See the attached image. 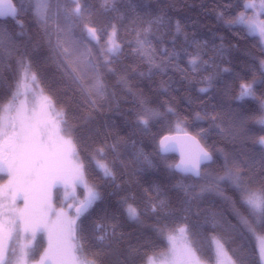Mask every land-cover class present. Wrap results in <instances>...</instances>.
I'll list each match as a JSON object with an SVG mask.
<instances>
[{
    "label": "snow or ice",
    "instance_id": "6c2138e0",
    "mask_svg": "<svg viewBox=\"0 0 264 264\" xmlns=\"http://www.w3.org/2000/svg\"><path fill=\"white\" fill-rule=\"evenodd\" d=\"M236 8L240 10L227 18L220 13L219 18L229 28L240 25L241 31L258 36V46L264 53V0H241ZM119 12V0H0V18H12L21 29L16 33L0 28V264H108L110 259L112 264H136L137 260L142 264H248L243 257L234 259L223 240L216 238L213 256L205 257L197 247L195 227L186 223L172 226L175 212L159 190H146L155 194L146 196L143 209L136 204L134 195H125L119 200L117 211L126 221L166 240L165 250L157 251L143 231L137 237V246L130 242L125 245V234L117 231L120 225L115 214L106 213V223H94L92 236L87 234L81 218H87L90 210L104 201L102 185L91 182L90 173L104 181V186L115 185L118 166L127 168L122 157L129 147L127 140L115 135L111 143L107 136L97 143L100 132L91 127L92 114L101 111L105 102L111 105L115 101L118 110L120 100L128 97L132 98L133 109L129 113L135 118L134 127L141 133H148L153 123H171L175 117V128L183 135L160 137L156 154L163 157L178 152L179 162L167 167L197 178L196 183L175 186L184 192V203L213 197L248 232H264V136L252 141L260 145L258 164L242 146L225 155L215 174L203 172L202 164L213 161V152L201 143L208 130L200 128L190 134L186 130L187 117L181 118L170 104L156 105L143 91L135 90L137 85L132 81L146 73L138 67L121 66L119 59L127 46L131 55L146 66L149 78L156 72L166 74L170 67L184 74L179 65L172 63L179 55L175 45L169 51L153 44V39L163 43L153 33V28L159 31L162 27L161 18L145 16L134 20L129 31L135 33V39L125 43L115 22L121 17L112 16ZM21 14L30 16L37 29L36 47L46 46L55 64L64 85L62 95L68 96L61 107H57L51 94H44L41 74L33 70L27 46L21 48L17 44L23 37ZM205 47L195 43L193 51L185 50L194 72L201 64L207 70L214 63L212 58L203 59L207 54ZM5 53L9 58L7 70L13 73L12 83L4 76ZM205 80L211 84L212 76ZM258 82L264 84V59L259 61L258 75L254 73L251 80L239 84L235 98L257 100L258 116L254 122L264 126V93L257 95ZM81 109L86 111L82 123L70 124L69 115ZM195 119H208L210 127L218 128L221 134L227 132L235 142L252 117L238 120L223 112L210 116L197 112ZM132 147L135 148L134 142ZM133 156L138 164L152 165L142 150ZM61 189L63 195L57 208L55 201ZM147 218L153 223L146 224ZM183 218L186 220L187 216ZM204 223L213 229L223 223L234 227L222 212L216 211H210ZM40 234L46 236L47 247L35 259L34 242ZM142 237L144 242L139 243ZM260 239L259 259L264 264V236ZM145 249H151L146 259Z\"/></svg>",
    "mask_w": 264,
    "mask_h": 264
},
{
    "label": "trees",
    "instance_id": "16d2710c",
    "mask_svg": "<svg viewBox=\"0 0 264 264\" xmlns=\"http://www.w3.org/2000/svg\"><path fill=\"white\" fill-rule=\"evenodd\" d=\"M15 2V0H14ZM90 3H98V0H89ZM241 0H119L120 12L113 13L112 16L121 17L115 22L119 26L121 41L125 43L135 39V33L129 30L133 28V21H138L140 17H157L162 20V27L159 31L153 28L155 37H161L163 43L153 44L158 48L173 49L179 53L172 61L179 65L183 70L177 71L169 68L166 74L156 72L149 78L147 68L139 60L131 55V49L125 46L119 59L121 66L138 67L146 75L136 78L132 83L137 85L135 90L143 91L145 96L155 101L156 105L164 104L173 106L180 114L181 118H188L187 131L195 134L200 128L207 129V136L201 143L213 152V161L204 164L201 167L203 172L215 174L224 162L225 155L233 154L243 146L249 157L258 164L260 156V145L253 144L252 141L258 140L264 136V126L254 122L258 116L257 109L259 104L252 97H243L236 99L238 86L243 80H251L253 74L258 75L259 61L264 59V53L261 52L259 40L256 35H249L246 31H241L243 26L234 25L231 28L226 26L219 18L220 13H224L225 18L235 11L236 4ZM20 19L24 21L23 37L17 42L18 46L23 48L27 46L28 55L31 57L33 70L41 74V85L44 94H51L54 101L58 102L57 107L63 106L62 102H67L68 96L62 95L64 85L60 83V76L56 71L55 64L50 59V54L46 46L36 47L37 29L32 24L30 16L21 14ZM179 25L180 31H177ZM0 28H7L16 33L21 29L16 26L12 18H0ZM195 43L206 47L207 53L203 59L212 58L214 63L207 66L201 64L197 71H193L188 64L189 56L185 55V50L191 52L194 50ZM223 52V55H220ZM8 56H4V76L8 83H12L13 73L7 70ZM15 67V65H13ZM225 69L227 71H225ZM212 76V82L209 84L205 77ZM113 81H109L111 85ZM201 88H206V92H201ZM257 95L264 93V84L257 83ZM116 102L111 105L105 102V107L92 115L94 121L92 128L99 130L100 136L96 142L102 141L106 136L111 143L112 136H119L128 141V149L123 152V160L127 164L125 169L118 166L117 179L115 185L104 186L102 181L94 173H90L91 182L102 185L104 201L98 202L87 218L82 217L83 226L87 230L89 237L92 236V226L96 222L106 223L103 217L115 214L119 219L116 221L120 226L118 232L125 234V245L131 243L138 245L137 237L141 231L146 237L152 240V245L157 251H163L167 248V241L163 238L153 235L148 229H141L138 225L125 218L117 211L119 200L125 195H134L136 204L143 209L146 196L154 195V191L159 190L164 193V198L170 201V210L175 212L172 220V226L176 227L186 223L198 230L197 247L205 257L213 256L212 238L214 236L222 239L229 254L234 259L243 257L248 264H260L259 251L256 246V237L263 235L264 232L257 231L255 234L248 232L239 221L231 215L227 207L218 199L206 197L203 200L193 199L190 203H184L186 197L184 192L175 187L183 183L190 185L197 182V178L187 174H182L169 169L168 164H175L176 156L174 154H156L158 141L165 134L178 132L175 128V117L172 122L161 121L153 123L148 133H141L134 127V116L129 113L133 109L132 98L121 99L119 109H116ZM200 112L203 115L207 112L210 115L214 113H228L236 119H245L252 117L243 130V135L233 142L227 132L221 134L216 127H210L208 119H195V114ZM86 114L85 110H77L75 115H69V122L73 125L82 123V117ZM227 119L224 126L227 128ZM133 142L135 148L132 147ZM142 150L148 156L152 165L136 163L133 153ZM112 156H109L111 159ZM202 183V181H201ZM59 204V198H56ZM210 211L222 212L230 221L223 223L220 227L213 229L210 224H205V218ZM199 213V215H197ZM187 216L185 220L183 217ZM151 218L146 219V224H152ZM142 237L139 243H143ZM36 246L37 259L43 252L45 239L43 234L38 235L34 242ZM235 250V252H232ZM151 254V249H145L144 256ZM108 264H112V259ZM136 264H142L137 260Z\"/></svg>",
    "mask_w": 264,
    "mask_h": 264
},
{
    "label": "rangeland",
    "instance_id": "374dc122",
    "mask_svg": "<svg viewBox=\"0 0 264 264\" xmlns=\"http://www.w3.org/2000/svg\"><path fill=\"white\" fill-rule=\"evenodd\" d=\"M257 38H258V36H257ZM258 40H259V38H258ZM23 98H24L23 96L20 97V99H23ZM62 195H63V190L61 189V190L59 191V193L57 194V197H56V198H59V201H60V198L62 197ZM81 195H82V193H81ZM55 206L58 208V207L60 206V203L58 204V203L55 201ZM43 236H44V235H43ZM262 236H264V234H263V235H259V236L256 237V246H257L258 251H259V247H260V243H261V239H260V238H261ZM214 238L219 239V238L216 237V236H214V237L212 238L213 253H214V250H215ZM44 239H45V246H44V248H45V247H47V238H46V236H44ZM37 259H39V257H38ZM29 264H32V262L30 261Z\"/></svg>",
    "mask_w": 264,
    "mask_h": 264
},
{
    "label": "water",
    "instance_id": "95a60500",
    "mask_svg": "<svg viewBox=\"0 0 264 264\" xmlns=\"http://www.w3.org/2000/svg\"><path fill=\"white\" fill-rule=\"evenodd\" d=\"M190 134H192V133H190ZM165 135H176V136H182L183 135V133H181V132H174V133H170V134H165ZM164 136V135H163ZM159 142V141H158ZM174 154L175 156H176V162L175 163H177V162H179V160H180V155H179V153L178 152H169V153H166V154ZM207 163H209V162H205L204 164H207ZM204 164H202V166L204 165ZM201 166V167H202ZM183 174V173H182Z\"/></svg>",
    "mask_w": 264,
    "mask_h": 264
},
{
    "label": "flooded vegetation",
    "instance_id": "af4514ba",
    "mask_svg": "<svg viewBox=\"0 0 264 264\" xmlns=\"http://www.w3.org/2000/svg\"><path fill=\"white\" fill-rule=\"evenodd\" d=\"M0 175H2V174H0ZM6 178V177H5Z\"/></svg>",
    "mask_w": 264,
    "mask_h": 264
}]
</instances>
